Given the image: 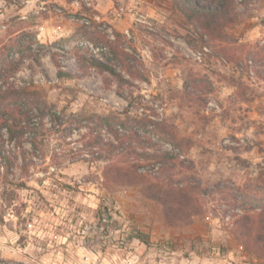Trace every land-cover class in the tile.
Wrapping results in <instances>:
<instances>
[{"label":"rangeland","instance_id":"obj_1","mask_svg":"<svg viewBox=\"0 0 264 264\" xmlns=\"http://www.w3.org/2000/svg\"><path fill=\"white\" fill-rule=\"evenodd\" d=\"M236 2L241 20L202 40L172 0H0V91L36 89L59 116L46 118L37 147L0 129L13 151L12 166L0 164V264H264L234 223L264 204V0ZM113 29L145 79L96 42ZM250 58L254 75L240 69ZM112 111L174 159L145 162L140 184L108 180L136 161L108 150L118 141L97 117ZM152 183L185 189L184 218H166Z\"/></svg>","mask_w":264,"mask_h":264},{"label":"trees","instance_id":"obj_2","mask_svg":"<svg viewBox=\"0 0 264 264\" xmlns=\"http://www.w3.org/2000/svg\"><path fill=\"white\" fill-rule=\"evenodd\" d=\"M172 1L186 17L187 21L192 24L202 40L205 35L211 36L212 33L241 20L242 14L237 9L238 3L236 0H220L217 6L212 7L202 6L197 2L191 4V0L190 2L188 0ZM240 4H243V1L240 2ZM112 33L114 38L104 35L102 38H96V42L107 43L130 76L145 79L143 71H141L137 65L131 64L129 61L130 58H134L127 50L131 48V45H127L124 42L125 40L122 39L125 37L124 33L116 29H113ZM106 34L108 35V33ZM22 38V36L17 38L14 44L22 46ZM14 44L11 45V47H14ZM82 59H84L89 66H95L102 71H108L118 79L120 84L129 81L121 71L112 65L100 60H92L88 55H82ZM55 62L56 65L60 67L59 62L57 60H55ZM3 63H9L10 68L17 69L20 61L18 59L10 63V60L7 59V61H3ZM58 76H71V73L59 69ZM46 118H50L51 122H55L59 119V116L55 110V104L49 102L40 91L36 89H27L26 87L20 90L12 88L7 91H0V129L6 128L10 139L16 140V144L21 142L20 139L25 133H29L30 142L34 147H37L36 141L39 134L43 130L48 129L45 121ZM97 118L98 120L106 121L105 124L109 132L112 133L118 141L117 144L107 143V145L110 146L108 149L111 151L110 154L112 156L122 154L136 158V161L130 163L129 168L123 169V167H119V170H116L115 173L111 174L109 172L106 174L108 180L129 185L140 184L145 182L142 177L146 175L151 176L150 173L146 174L145 171L140 169L144 166L143 164H146L145 162L174 159L175 154L172 151H149L148 148L152 146V141L148 138L144 139V135L138 127L128 124L127 119H121V117L113 111L110 112V114L98 115ZM150 121L153 122L152 120ZM154 127L159 129V123L155 122ZM162 131L169 133L165 127H162ZM169 134H171V136L173 135V133ZM101 142L102 141H99V139L92 140L90 141V145L92 148L93 146L100 147L102 145ZM175 144L177 145V143ZM92 148L90 150L94 157L99 158L102 156L101 151L97 149L93 150ZM2 160L3 163L7 165V169L13 164V151L5 149L4 145H0V164H2ZM30 162L33 161L30 160ZM125 162L128 161L126 160ZM155 187L152 183V185L150 184L146 187V191L151 198L159 200L162 203L166 218L170 220L184 218L186 215H184L185 211L183 208L190 206V201L187 199L188 193L185 189L172 187L171 185L170 187L167 186V189H164L162 186L159 187V184H156ZM161 191H163V194L160 195ZM101 206L102 205H100L99 211L100 217L102 218V214L106 211L104 212ZM252 210L253 212L251 213H247V210L244 211L234 220L237 226L235 235L237 239L248 246V248L253 247L254 250L264 253V204L253 206Z\"/></svg>","mask_w":264,"mask_h":264},{"label":"built area","instance_id":"obj_3","mask_svg":"<svg viewBox=\"0 0 264 264\" xmlns=\"http://www.w3.org/2000/svg\"><path fill=\"white\" fill-rule=\"evenodd\" d=\"M200 54H201V52H200ZM200 54H199V56H200ZM224 61L227 63V65H229V63L226 60H224ZM255 66H256V64H255L254 59L250 58V59L246 60L243 63V65H241L240 69L245 71L246 74L254 75L255 74Z\"/></svg>","mask_w":264,"mask_h":264}]
</instances>
